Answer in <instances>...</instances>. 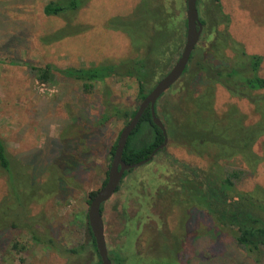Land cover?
Wrapping results in <instances>:
<instances>
[{"label": "rangeland", "instance_id": "obj_1", "mask_svg": "<svg viewBox=\"0 0 264 264\" xmlns=\"http://www.w3.org/2000/svg\"><path fill=\"white\" fill-rule=\"evenodd\" d=\"M49 1L0 0V135L16 169L12 181L0 168V264H99L88 228L90 192L99 190L107 179L110 149L125 126L115 117L101 125L100 116L104 105L137 107L141 101L137 82L109 78L85 92L81 81L59 73L54 84L41 83L25 65L10 60L67 68L119 63L143 55L145 47L135 49L130 36L141 25L144 5L150 1L155 10L161 9L155 11L152 31L166 26L182 39V47L173 50L157 82L183 50L187 0H86L74 13L48 17L43 7ZM221 3L238 46L263 59L256 71L263 77L264 0ZM213 5L214 0L200 2L201 16L208 21L198 43L203 47L218 26ZM62 28H71L69 35L53 41ZM224 53L244 59L235 48ZM199 78L193 84L195 91L183 99L175 97L168 107L160 100L159 108L162 118L176 117L180 136L188 127L191 110L190 130L207 128L209 141L198 147L169 140L167 151L200 169L216 163L245 169L246 175L236 185L239 191L264 187V134L253 147L261 157L255 169L239 157L220 159L233 151L218 140L225 119L247 128L264 122L262 105L238 94L235 85L229 88L209 76L203 77L211 78L207 83ZM177 83L173 91L179 89ZM214 120L219 121L217 127L211 125ZM185 176L183 168H176L160 153L137 167L105 202V232L113 264L122 259L121 264H264V255L238 246L231 231L197 207L189 197L196 194V187L184 182ZM70 247L82 251L70 253Z\"/></svg>", "mask_w": 264, "mask_h": 264}, {"label": "trees", "instance_id": "obj_2", "mask_svg": "<svg viewBox=\"0 0 264 264\" xmlns=\"http://www.w3.org/2000/svg\"><path fill=\"white\" fill-rule=\"evenodd\" d=\"M85 1L86 0H51L44 5L43 13L48 17L63 16L66 15L68 11H73L74 13L83 6ZM200 2L201 0L197 2L199 13ZM144 9L146 11L142 14L141 25H137L135 27V32L132 31V36H130L133 40L135 49L139 50L145 47L143 55L128 57L121 60L119 63L100 64L89 67L59 68L50 63L38 65L20 59H11L10 62L12 64L25 65L27 70L39 82L44 84H54L57 73L63 77L79 80L83 83L85 92H92L98 82L103 83L109 78H133L136 80L138 86L137 97L142 101L158 82H156V78L167 68L172 59L171 53L173 50H179L182 47L181 36H179L177 32L171 33L166 26H163L160 32L156 30L154 32L152 31L153 26L151 25L153 19H155L157 15L155 11L158 13L161 12L160 6L159 9L155 10V8L150 5L149 1L144 5ZM212 12L216 13L215 23L218 25L216 27V34L207 47H203L199 44L196 46L184 74L177 81L180 83L179 89L176 88L178 91L175 90V93L172 89L174 85H176V82L170 88L171 90L169 89L162 94L158 99L159 102L157 101L156 103V112L164 121L169 140L172 143H182V141H185L189 142V144L191 143L193 146L196 144L198 147H203L204 143H208L209 141L208 133L206 132L208 131L207 128L199 130L200 132L194 131L195 128L190 130L191 123L189 120L191 110L187 111V117H189L188 119L186 118L188 127L185 129V133L180 136L176 117L173 118L171 115L169 116L170 118H162L159 108L160 100H162L163 106L168 107L170 101L174 100L175 97L177 100L183 99L187 94L195 91L193 89V84L200 79V76H202V79L205 76H209L215 79V81H220L224 86L229 88L235 85L239 89L238 94L244 95L251 101H258L262 105L261 108L264 115V76L262 77L256 74L263 59L257 54H249L244 48L238 46V42L232 37L229 31L227 15L223 12L221 0H214ZM200 19L206 30V26L208 25L207 18L205 19L202 17L200 13ZM219 25H222V27L219 28ZM182 26H186L187 28V16L184 18ZM70 29L71 28L65 31L62 28L63 33L61 29L56 31L57 37H55L53 41L69 35ZM41 39L44 41V37ZM232 48H235L237 53L243 55L244 59H231L227 57L224 52ZM228 63L231 64L229 65ZM241 71L244 72L241 74ZM248 72L251 73L248 74ZM211 78L203 80L207 83V81L210 82ZM232 78L234 81H232ZM103 107L104 111L100 116L101 122L115 117L118 120L124 121L126 125L135 115L139 105L135 108L117 104L110 105V108H108L107 105ZM101 122L100 124L103 125V122ZM218 122L219 121L214 120V123L211 125L217 127ZM222 123V130L218 135V140L227 146V150L230 149L233 151V154H226L227 157L221 156L220 159H234L239 157L255 169L261 161V157L255 153L253 147L259 137L264 134V122L262 121L260 124L256 123L248 128L240 122H231V120L227 121V119ZM211 125H209L208 128H210ZM184 138L187 139L183 140ZM117 141L118 139L110 149L109 154L111 161ZM163 141L164 134L161 128L153 122L151 110L147 108L139 124L129 137L123 153V159L131 164L141 161L149 157L153 150ZM87 142L89 143L90 140ZM160 153H163L173 166L180 169L183 168L184 172H186L187 176H185L183 181L189 184L191 183L189 186L196 187V194L189 197L195 199L198 208L204 209V211L213 217L218 224L225 227L228 232L231 231L238 246L244 248L250 254L258 253L259 255H264V187L256 186L253 191L249 192L239 191L236 185L237 182L242 180L246 175L247 171L245 169L229 166L223 167L217 163L210 164L207 169L192 167L176 159L173 154L167 151V147L158 150L156 155L149 162L154 161L155 157ZM86 155L85 153L84 162L87 159ZM0 168L10 176L12 181L14 180V171L16 169L15 167L13 169L12 160L1 135ZM135 171L136 168H132L125 172L116 192L121 189L128 177ZM106 182L107 179L104 181L103 185H105ZM183 187L186 186L183 184ZM97 191L98 190H93L90 192V202ZM104 207L105 203H103L101 207L103 218ZM89 231L97 251L95 239L90 228ZM35 238L39 240L38 237L35 236ZM50 243L55 245L56 241L51 238ZM81 251L82 249L79 247H70L68 249V252L74 254H79ZM110 252L109 250V254ZM122 262L123 259L118 260V263L121 264ZM99 264H101L100 256Z\"/></svg>", "mask_w": 264, "mask_h": 264}, {"label": "water", "instance_id": "obj_3", "mask_svg": "<svg viewBox=\"0 0 264 264\" xmlns=\"http://www.w3.org/2000/svg\"><path fill=\"white\" fill-rule=\"evenodd\" d=\"M197 2L198 0H187V32L181 55L172 68L156 83L153 89L140 102L135 115L121 130L108 172L107 182L91 199L88 210V220L95 239L96 248L101 259V264H113L109 255V249L105 235V223L101 211L103 203L108 201L115 194L127 170L137 168L148 163L156 155L158 150L165 149L168 145L169 137L167 128L164 121L156 112V103L161 95L168 91L182 77L190 62L194 49L200 42L203 32V23L200 19ZM147 108H150L151 110L153 122L161 128L164 134V141L153 150L149 157L136 163H127L123 159L124 150L131 133L139 124Z\"/></svg>", "mask_w": 264, "mask_h": 264}, {"label": "flooded vegetation", "instance_id": "obj_4", "mask_svg": "<svg viewBox=\"0 0 264 264\" xmlns=\"http://www.w3.org/2000/svg\"><path fill=\"white\" fill-rule=\"evenodd\" d=\"M88 228H90L89 220H88ZM90 230H91V228H90ZM105 235H106V232H105Z\"/></svg>", "mask_w": 264, "mask_h": 264}]
</instances>
